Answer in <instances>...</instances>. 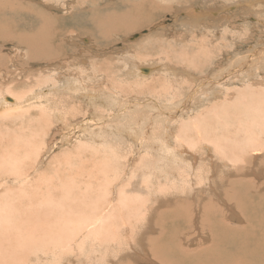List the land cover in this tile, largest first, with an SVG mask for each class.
<instances>
[{
  "label": "bare ground",
  "instance_id": "obj_1",
  "mask_svg": "<svg viewBox=\"0 0 264 264\" xmlns=\"http://www.w3.org/2000/svg\"><path fill=\"white\" fill-rule=\"evenodd\" d=\"M195 1L0 0V264H264V0Z\"/></svg>",
  "mask_w": 264,
  "mask_h": 264
},
{
  "label": "rangeland",
  "instance_id": "obj_2",
  "mask_svg": "<svg viewBox=\"0 0 264 264\" xmlns=\"http://www.w3.org/2000/svg\"><path fill=\"white\" fill-rule=\"evenodd\" d=\"M104 1H106V0H104ZM107 1H109V2H116L117 1V3H120V2H122V4H123V6H122V8H116V10H119V11H126V12H128V11H130L131 10V3H132V0H107ZM162 2H164L163 3V5L164 6H167V5H176V1L177 0H161ZM174 1V2H173ZM170 2V3H169ZM168 3V4H167ZM194 3H196L197 5H198V7H201V3H202V1L201 0H196ZM227 2H226V0H221V3H219V4H226ZM264 2H262V4H263ZM261 4V3H260ZM103 5H105V4H101V7H103ZM173 5H172V7H173ZM242 8V7H241ZM239 11L241 12H238V18H243V15H242V10H240L239 9ZM132 12V11H131ZM170 12L171 11H169V10H166V8H157V11L156 12H154V14H155V16H154V14H152L149 18H151V17H154L155 18V20H159L158 22H160V21H164V24H160V25H158L157 27H155L154 29H152V32H150V34H157V33H154L155 31H157L158 32V28H161L162 27V29L163 28H165V26H168V24L169 25H171L172 23L170 22V18H171V14H170ZM150 13V9H147V10H142V11H140L138 14L136 13L135 14V16L136 17H139V18H141V17H148L147 15ZM180 17L181 18H183V15H180ZM179 17V18H180ZM157 22V23H158ZM179 22V21H178ZM176 25L177 26H175V28L174 27H172L171 29H169V30H165V31H162V33H164V34H162L161 35V32H160V34H158V35H155L154 36V39H155V37H156V39H155V41H144V45H145V48H147L148 46H150V45H152V46H155L156 45V47H154L153 48V52H152V50H148L149 52L148 53H151V54H154V52H155V54L154 55H164L163 56V60H164V58L166 57V54L168 53V54H170V53H174V51H181V49L182 48H184V47H187L188 46V48L189 47H191L189 44L190 43H192L193 44V42L190 40V38H185V37H181L179 34H181V31H183V28H180V26H179V24H177L176 23ZM178 27V28H177ZM157 28V29H156ZM149 29V28H148ZM148 29H145V31L147 32V30ZM179 29V30H178ZM174 30V31H173ZM251 30H253V29H251ZM143 30H140V29H137V30H135L134 31V34H137V33H141ZM178 31H180V32H178ZM254 31H255V29H254ZM257 31V30H256ZM256 31L254 32V33H252V34H254V36L256 37V35H257V37L259 38V39H262L263 40V38H264V32H261V31H259L258 33H256ZM260 32H261V34H260ZM133 33V32H132ZM179 33V34H178ZM256 33V34H255ZM133 34V35H134ZM260 34V35H259ZM163 35H165L164 36V38H163ZM169 35L171 36V37H169ZM143 36V35H142ZM141 36V37H142ZM141 37H139V38H141ZM144 37V36H143ZM159 37V38H158ZM255 37H254V39H255ZM163 38V39H162ZM169 38V39H168ZM136 39H138V38H132V39H128L130 42H128V43H132L131 41H135ZM159 39H160V41H159ZM165 39V40H164ZM175 39V40H174ZM169 40V41H168ZM179 41V43H178V41ZM182 42H181V41ZM191 41V42H190ZM252 41H253V39H252ZM252 41H250V40H248V42H246L247 44H249V45H251L253 42ZM152 42V44H150ZM165 42V43H164ZM170 42H172V43H170ZM181 42V43H180ZM252 42V43H251ZM155 43V45H153ZM166 43H167V45L169 46H167L166 45ZM170 43V44H169ZM179 45V46H177V44ZM150 44V45H149ZM158 44V45H157ZM160 44V45H159ZM163 44H165V45H163ZM171 44H173V46L171 45ZM176 44V45H175ZM186 45V46H185ZM161 46V47H160ZM172 46V47H171ZM174 46H175V48L176 49H174ZM177 46V47H176ZM160 48L158 51H157V49L156 48ZM163 47H166L167 49H166V51L163 49L162 50V48ZM173 48V49H171V48ZM169 49V51H167ZM173 50V52L171 51V50ZM187 49V48H186ZM243 49H245V46H243ZM159 52V53H158ZM212 59H210V61H212L213 63H214V61H215V59L216 58H214V56H212L211 57ZM209 61V60H208ZM204 66V65H203ZM201 66V67H199L197 70L196 69H194L193 70V72H201V73H205V74H208V75H210L209 73H212L215 69H219L220 67H217V65H210V66ZM215 69H214V68ZM211 69H214V70H212L211 71ZM42 72V71H41ZM35 73H40L39 71H37L36 69H34L33 70V77H34V81H31V83H30V85H32V84H34L35 83V80L37 79L36 78V75L37 74H35ZM229 77V75H225L224 77H223V79H226V78H228ZM227 82H232V81H227ZM6 84V83H5ZM187 110V109H186ZM79 112H81L80 110H76V111H74V112H72V114L71 115H76V114H79ZM34 113H36V112H34ZM74 118V117H73ZM73 118H70V122H72L73 120ZM84 120L86 121V122H84ZM91 121V119H83V120H81L80 122H78L75 126H76V128H72V129H70L69 131H67L66 133H64V137L63 138H66V139H71V138H73L74 136H76V134L77 133H79V131H81V129L82 128H84L85 127V125L84 124H86L87 123V121ZM58 128H60V125H58V126H55L54 127V129H53V131L54 130H57ZM74 129V130H73ZM54 133V132H53ZM69 134V135H68ZM59 135V133H58V131H57V133H56V137ZM60 137H61V135H59V137H58V150H57V152L58 153H68L70 150H72V149H74L75 148V145H73V144H75L76 142H71V143H67V142H62V140L60 139ZM71 137V138H70ZM79 140V139H78ZM238 209H239V204H238ZM238 212L240 213V214H242V212L240 211V209L238 210ZM242 216V215H241ZM234 222H236L237 224H238V222H241V221H238V217H237V220L235 221V220H233ZM225 238H227L228 239V242H235V240H233V239H231L232 237L230 236H227V237H225ZM225 244V243H224ZM237 246H233V247H231V251H234V252H237V248H236ZM230 248V247H229Z\"/></svg>",
  "mask_w": 264,
  "mask_h": 264
},
{
  "label": "water",
  "instance_id": "obj_3",
  "mask_svg": "<svg viewBox=\"0 0 264 264\" xmlns=\"http://www.w3.org/2000/svg\"><path fill=\"white\" fill-rule=\"evenodd\" d=\"M136 36V35H135ZM134 38V37H133Z\"/></svg>",
  "mask_w": 264,
  "mask_h": 264
}]
</instances>
